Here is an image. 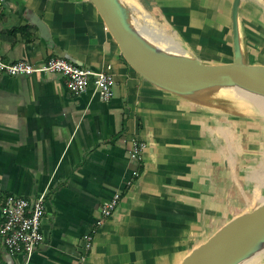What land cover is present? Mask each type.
I'll return each instance as SVG.
<instances>
[{
	"label": "crops",
	"instance_id": "1",
	"mask_svg": "<svg viewBox=\"0 0 264 264\" xmlns=\"http://www.w3.org/2000/svg\"><path fill=\"white\" fill-rule=\"evenodd\" d=\"M135 1L156 13L185 58L217 65L238 55L264 66V0H240L236 37L233 0ZM52 57L94 71L111 66L113 97L102 101L91 89L73 96L58 74L0 73V206L9 195L46 192L43 242L28 259L0 247V264L180 263L203 243L191 247L189 240L212 212L201 189L207 156L222 155L203 141L222 124L192 95L166 92L137 75L88 0H2V62ZM133 140L146 144L141 160L130 157ZM114 194L117 207L84 254L82 236Z\"/></svg>",
	"mask_w": 264,
	"mask_h": 264
},
{
	"label": "rangeland",
	"instance_id": "2",
	"mask_svg": "<svg viewBox=\"0 0 264 264\" xmlns=\"http://www.w3.org/2000/svg\"><path fill=\"white\" fill-rule=\"evenodd\" d=\"M131 1L137 4L135 0ZM119 2L129 16L132 28L146 39L155 40V45L160 48L171 47L166 26L155 12L138 4L133 9L128 3L130 0ZM170 43L180 47L178 43ZM239 90L235 86H216L188 94L192 95L198 108L212 112L211 118H217L222 124L221 132H213L207 142L203 141L204 145L212 144L214 148L222 149V155L207 156L209 167H206V180L201 189L209 193L206 202L211 205L212 212H207L205 221L202 219L199 233L191 236V247L204 242L233 217L252 211L264 201V110L244 98ZM234 115H241L243 119H235ZM204 206L202 203L197 207L203 209ZM263 252L264 247L241 264H257Z\"/></svg>",
	"mask_w": 264,
	"mask_h": 264
},
{
	"label": "water",
	"instance_id": "3",
	"mask_svg": "<svg viewBox=\"0 0 264 264\" xmlns=\"http://www.w3.org/2000/svg\"><path fill=\"white\" fill-rule=\"evenodd\" d=\"M102 19L127 65L144 81L166 92L187 95L216 86H235L264 95V66L240 61L207 65L196 59L167 60L144 50L127 28L116 0H88ZM231 8L232 34H237V9ZM236 43V42H235ZM264 247V201L233 217L178 264H239Z\"/></svg>",
	"mask_w": 264,
	"mask_h": 264
},
{
	"label": "built area",
	"instance_id": "4",
	"mask_svg": "<svg viewBox=\"0 0 264 264\" xmlns=\"http://www.w3.org/2000/svg\"><path fill=\"white\" fill-rule=\"evenodd\" d=\"M2 0H0L1 8ZM0 73L11 77H29L32 75L58 74L64 78L68 93L73 96L93 90L102 101L113 97L115 79L111 66L94 71L74 65L62 57H52L40 64L27 61L4 63L0 59ZM130 157L141 160L146 144L142 141L131 142ZM45 195L42 192L32 198L15 195L7 196L0 206V247L9 256L22 255L27 259L43 242L41 219L45 209ZM120 196L112 195L99 208V216L94 219L87 232L82 236L84 254L92 248L97 230L117 207Z\"/></svg>",
	"mask_w": 264,
	"mask_h": 264
},
{
	"label": "bare ground",
	"instance_id": "5",
	"mask_svg": "<svg viewBox=\"0 0 264 264\" xmlns=\"http://www.w3.org/2000/svg\"><path fill=\"white\" fill-rule=\"evenodd\" d=\"M119 7L120 6V2L119 0H116ZM121 9V13H122V17L123 20L127 26V28L130 30L134 40L147 52H150L152 54H157L160 55L161 57L167 59V60H175V59H185V57L182 54V50L173 45V43H170V39L168 40L169 44L171 45V47L169 48H160L158 46L155 45V43H157L155 40H151V39H146L144 37V35H142L140 32H138L136 29L132 28L133 25L130 21V19L128 18L129 16H127V13L122 9ZM139 30V29H138ZM150 30V29H149ZM145 34V33H144ZM151 40V41H150ZM157 40V39H156ZM158 45V44H157ZM164 47V46H163ZM240 89V88H239ZM239 91H241V95L243 94V97L255 102L256 105H259L261 107L262 110H264V95H261L259 93H256L254 91L251 90H247V89H240ZM245 102V101H244ZM252 105V104H251ZM252 107V106H251ZM258 108V107H257ZM262 246V244L259 245L258 249ZM252 256V255H251ZM250 256V257H251ZM245 258L244 260H242L239 264L243 263L244 261H246L248 258Z\"/></svg>",
	"mask_w": 264,
	"mask_h": 264
}]
</instances>
